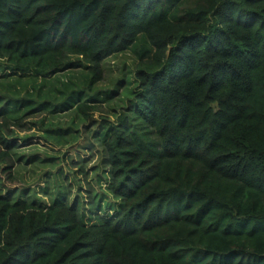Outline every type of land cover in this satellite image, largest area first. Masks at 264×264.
<instances>
[{"label":"trees","instance_id":"16d2710c","mask_svg":"<svg viewBox=\"0 0 264 264\" xmlns=\"http://www.w3.org/2000/svg\"><path fill=\"white\" fill-rule=\"evenodd\" d=\"M128 53L136 86L97 136L119 208L89 225L50 184L0 196V264H264V0H0V130L90 119ZM51 124L58 146L82 133Z\"/></svg>","mask_w":264,"mask_h":264},{"label":"rangeland","instance_id":"374dc122","mask_svg":"<svg viewBox=\"0 0 264 264\" xmlns=\"http://www.w3.org/2000/svg\"><path fill=\"white\" fill-rule=\"evenodd\" d=\"M136 65L138 59L130 53L106 63L104 80L99 84L101 91L105 92L102 97H106L108 90L114 91L113 80H125V87L120 89L119 94L117 92L113 96V101L95 103L92 117L82 123L76 115H69V112L54 117L39 114L25 120L21 127L11 126L10 132L0 130V152L3 150V139L5 143L20 146L19 156L14 155L11 159L0 161V196L18 197V193L27 191L31 196L35 193L41 198L43 195L41 189L50 184L52 195L67 193L68 204L77 207L83 224L101 223L103 215L111 213L109 209H113L114 214L119 208L120 201H115L109 191L110 166L97 136L103 123L114 121L117 113L126 105L130 89L136 86L134 75ZM3 74V70L0 69V75ZM51 121L55 128L60 127L72 132L74 127V130L77 128L82 133L77 140L73 141L71 139L73 137L69 136L70 139L64 145L58 146L53 140L46 138L42 129L43 125L46 126ZM53 131L52 135L55 138L60 136L56 130ZM23 154L24 163L20 162L19 158ZM52 157H55V160H50L48 162L50 164L40 165L39 162H45ZM28 158L33 162L26 165ZM8 166L15 168V175L19 180L16 186L10 185L3 173V169ZM45 203L50 205L51 197L46 198ZM99 205L103 206L100 210L102 214L98 212Z\"/></svg>","mask_w":264,"mask_h":264}]
</instances>
